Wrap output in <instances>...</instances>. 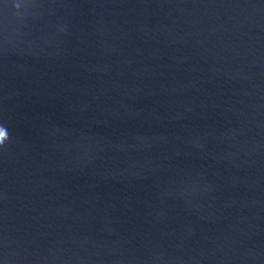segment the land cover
I'll use <instances>...</instances> for the list:
<instances>
[{
  "label": "water",
  "instance_id": "water-1",
  "mask_svg": "<svg viewBox=\"0 0 264 264\" xmlns=\"http://www.w3.org/2000/svg\"><path fill=\"white\" fill-rule=\"evenodd\" d=\"M0 264H264V0H0Z\"/></svg>",
  "mask_w": 264,
  "mask_h": 264
}]
</instances>
